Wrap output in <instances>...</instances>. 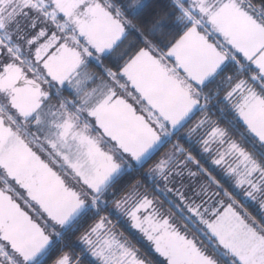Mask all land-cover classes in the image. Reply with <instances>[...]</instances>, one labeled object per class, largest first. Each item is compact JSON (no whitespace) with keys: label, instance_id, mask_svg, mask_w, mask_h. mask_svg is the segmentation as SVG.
<instances>
[{"label":"snow or ice","instance_id":"6c2138e0","mask_svg":"<svg viewBox=\"0 0 264 264\" xmlns=\"http://www.w3.org/2000/svg\"><path fill=\"white\" fill-rule=\"evenodd\" d=\"M152 7L0 0V264H264V0Z\"/></svg>","mask_w":264,"mask_h":264},{"label":"flooded vegetation","instance_id":"af4514ba","mask_svg":"<svg viewBox=\"0 0 264 264\" xmlns=\"http://www.w3.org/2000/svg\"><path fill=\"white\" fill-rule=\"evenodd\" d=\"M167 207V205H165ZM122 231L125 232V235L129 237V239H132L133 243L136 244L138 248H140L142 255H144L147 259L152 260L155 264L156 261L162 260V258H159L151 252L149 247L147 246L146 242H137L136 239H134L133 235L130 234L127 230L121 229ZM75 239V238H73Z\"/></svg>","mask_w":264,"mask_h":264},{"label":"trees","instance_id":"16d2710c","mask_svg":"<svg viewBox=\"0 0 264 264\" xmlns=\"http://www.w3.org/2000/svg\"><path fill=\"white\" fill-rule=\"evenodd\" d=\"M147 2H148L150 5L153 6L152 8L149 9V11H153V10H154V5H155V0H147ZM157 19H160V17H158V16H148V17H147V23H148V25L150 26V24H151L152 22H154L155 20H157ZM137 23H139V22L137 21ZM169 39H171V36L169 37Z\"/></svg>","mask_w":264,"mask_h":264},{"label":"rangeland","instance_id":"374dc122","mask_svg":"<svg viewBox=\"0 0 264 264\" xmlns=\"http://www.w3.org/2000/svg\"><path fill=\"white\" fill-rule=\"evenodd\" d=\"M249 210H250V211H252V209H251V208H250Z\"/></svg>","mask_w":264,"mask_h":264}]
</instances>
